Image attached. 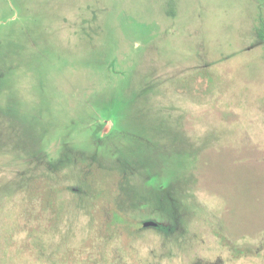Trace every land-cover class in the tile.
Wrapping results in <instances>:
<instances>
[{
  "label": "rangeland",
  "instance_id": "rangeland-1",
  "mask_svg": "<svg viewBox=\"0 0 264 264\" xmlns=\"http://www.w3.org/2000/svg\"><path fill=\"white\" fill-rule=\"evenodd\" d=\"M263 25L264 0H0V264H264ZM175 126L196 149L176 190L199 208L178 241L139 227L168 223L151 210L113 221L114 171L47 177L64 148L108 167Z\"/></svg>",
  "mask_w": 264,
  "mask_h": 264
},
{
  "label": "trees",
  "instance_id": "trees-1",
  "mask_svg": "<svg viewBox=\"0 0 264 264\" xmlns=\"http://www.w3.org/2000/svg\"><path fill=\"white\" fill-rule=\"evenodd\" d=\"M258 35L260 38L264 39V25L261 29H259ZM164 86L165 85L161 86L160 88H158V90H161V88ZM185 88L186 86L184 87V89ZM133 90H131L129 96L135 97H132L130 99L128 98L125 106L127 105L128 101H132L135 98H138L139 93H133ZM149 95L150 92H145V94H143L142 96V99L147 101L146 104L148 103V100L153 98V93L150 96ZM120 107L121 104L118 103V100L116 99L108 101L101 107L104 116L109 120H112V118L110 117L112 115L111 110L118 109L116 111L114 119L112 120L113 122H115L116 127L119 122V118L121 117V115L119 114ZM151 112H153V109L151 110ZM167 118L168 117L166 115L163 117V119L166 120ZM101 129L102 125L100 124L98 125V128H96L95 133L97 134V132H99ZM177 131L178 137L175 136V138H172L171 142H166L164 140L159 139V137H155L159 140V146L157 145V143H155L154 140L148 138L147 140H145L146 142L143 143L144 145L142 147L136 148L137 153H135L134 156H129L126 158L118 157L112 162L114 164L108 167H105V165H103L101 162H98L96 158L86 156L84 153H81L76 149L64 148L62 154L60 155L57 161H49L45 163V171L47 172V177H49L51 180L55 178L60 169L65 168L66 166H74L75 168H77L78 166H84V168L88 167L86 168V172L89 174L96 167H101L103 169L110 170L112 171V173L115 172L119 177V196L118 198H115L116 201L113 199V201L116 202L117 207V210L113 211V213L117 214L119 216V219H113V221L122 224H127L126 227H128L129 225H131V223L128 221L130 211H138L140 213L141 211H143V213L145 214L150 212L149 210H151V213H157L162 218L168 219V223H161L156 220L150 219L156 221L158 224L157 226L148 227H153L154 229L159 231L160 234H162L167 240L178 241L180 238L186 237L185 233H188L190 225L195 220L199 208H196V202L189 203L188 201L187 205L183 203L184 201L182 202L180 199H192V197H190L188 193V191H191L190 189L185 188L183 194L178 193L176 190L177 188H179L178 185L184 182L183 180L178 178L179 175H176L178 174V172L175 169V166H181L182 168H184V166H186L189 162V159L193 161L196 150L193 144L194 141L182 135L179 128L175 126L174 132ZM161 146H170L173 149V163L175 164L174 167L173 165H170V156L164 157L163 154L157 156L156 152L158 149H161ZM35 150H29L28 152L34 153ZM162 153L164 152L162 151ZM94 163H98V165L94 166ZM171 167H173V169ZM87 173H85V176ZM25 179V184L29 182L35 183L39 180V178H37V175L34 173V170H31L30 177H25ZM23 181L25 180L23 179ZM129 188L133 189L135 194L137 193L136 201H131L127 199L129 202L124 204L122 198L123 196L128 195L127 191ZM149 192L152 194V196L155 197V200L152 199L154 197L148 195ZM138 198L140 201L137 200ZM187 215L191 218H194L191 220L190 223L188 221V224L185 223ZM144 222H142L139 227L146 228L147 226H144ZM247 250L248 249H245L243 247L242 249L239 248V251L235 250V253L238 255H244L247 254ZM255 254H260L258 249H256ZM192 264H222V262H209L202 259H196L192 262Z\"/></svg>",
  "mask_w": 264,
  "mask_h": 264
},
{
  "label": "water",
  "instance_id": "water-1",
  "mask_svg": "<svg viewBox=\"0 0 264 264\" xmlns=\"http://www.w3.org/2000/svg\"><path fill=\"white\" fill-rule=\"evenodd\" d=\"M157 222L156 221H153V220H148V221H145L144 222V226H157Z\"/></svg>",
  "mask_w": 264,
  "mask_h": 264
}]
</instances>
